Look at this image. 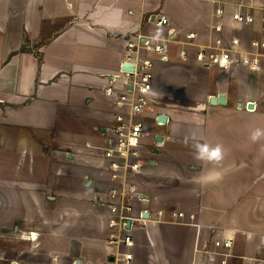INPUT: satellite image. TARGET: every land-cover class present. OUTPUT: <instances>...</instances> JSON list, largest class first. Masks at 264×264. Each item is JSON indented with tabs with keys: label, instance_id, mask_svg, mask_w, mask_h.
Instances as JSON below:
<instances>
[{
	"label": "crops",
	"instance_id": "1",
	"mask_svg": "<svg viewBox=\"0 0 264 264\" xmlns=\"http://www.w3.org/2000/svg\"><path fill=\"white\" fill-rule=\"evenodd\" d=\"M236 1L250 6L251 24L232 20L230 4L217 16V0H0V264H221L214 243L229 236L226 264H264V135L251 139L264 133V60L257 71L196 59L219 38L228 46L240 38L246 52L264 41V0ZM162 15L168 23L159 26ZM137 36L163 40L168 59L139 44L154 73L150 103L136 116L149 160L136 217H149L134 224L135 246L122 249L132 260L115 262L108 212L94 198L119 110L106 90L123 87ZM222 92L226 103L212 105ZM218 146L222 158L209 159ZM51 163L72 169L52 177Z\"/></svg>",
	"mask_w": 264,
	"mask_h": 264
},
{
	"label": "built area",
	"instance_id": "2",
	"mask_svg": "<svg viewBox=\"0 0 264 264\" xmlns=\"http://www.w3.org/2000/svg\"><path fill=\"white\" fill-rule=\"evenodd\" d=\"M219 7L217 16L224 18L226 15V5H234L236 10L232 13V20L239 24L248 25L254 21L253 15L249 13L250 6L241 1L236 0H217ZM168 23V18L164 15L157 20V25L162 26ZM223 24L217 26V31H222ZM172 39L178 34L174 30H170ZM178 37V36H177ZM196 33L189 32L185 34V39L189 46H195ZM135 40H128V54L122 64V71L125 74L123 78V91L110 86L107 88V95L114 98L117 105L118 113L115 116V122L108 128L107 144L104 147L103 155L106 170L110 173L111 182L118 184L108 191H102L99 196L102 200H95V204L107 209L108 227L111 233L108 243L114 246L116 251L113 254L115 262L123 260L129 262L133 258L130 251H123V247L128 249L134 247V238L130 234L131 228L138 220H144L143 212L136 217L134 210V201L142 199L139 190L131 185H127L128 181L138 176L147 162L143 159L140 146L146 134L145 122L139 120L136 116L140 115L150 103V95L153 88V60L150 58H138V47L145 45L146 49L156 52L160 55V59L165 61L168 59L167 46L163 40L159 42H142L141 37ZM176 39V38H175ZM177 40V39H176ZM179 42L180 39H179ZM140 44V45H139ZM219 38L217 42L202 46L197 52V61L205 67H219L228 69L233 65L244 64L252 70L260 71L264 60V53L259 51L260 47H264V41L252 42V50L246 52L243 50L240 38H233L230 46ZM185 51L181 52V56H186ZM126 66L133 67V70H126ZM161 124V123H160ZM98 198L96 194L95 199ZM175 217H183V212H176ZM129 224V226H128ZM34 235V233H31ZM229 242H225L228 246ZM220 245V243L218 244ZM45 264H60L54 260ZM75 264V263H74Z\"/></svg>",
	"mask_w": 264,
	"mask_h": 264
},
{
	"label": "rangeland",
	"instance_id": "3",
	"mask_svg": "<svg viewBox=\"0 0 264 264\" xmlns=\"http://www.w3.org/2000/svg\"><path fill=\"white\" fill-rule=\"evenodd\" d=\"M17 3V2H16ZM18 5H19V2L17 3ZM1 14H4V13H6V8L5 7H3L1 10ZM116 88V87H115ZM117 89V88H116ZM120 90V89H119ZM120 91H123V87L121 88V90ZM140 150H141V147H140ZM142 151V150H141ZM143 159L145 160V162H147V164L145 165V167L143 168V170H142V172L138 175V176H136L134 179H131L130 181H128V184L127 185H131L132 187H135V188H137L138 189V184H139V179H138V177L141 175V174H143V173H146V171H147V166L149 165V160L148 159H146L145 157H143ZM55 164H53V163H51V164H49V168H48V171L50 170L51 171V176L53 177V175H54V172L56 171L57 172V170H58V172L60 171V173H61V171H65V170H70V169H72V167H59L58 166V168L57 167H55L54 166ZM51 166V167H50ZM53 169H54V172H52L53 171ZM74 169H78V168H74ZM106 171V173L107 174H105L104 172L102 173V175L101 176H103V178H102V186H103V188H102V190H97V193L96 194H98V198L97 199H95L94 198V202H95V200H97V201H101L102 200V197L101 196H99V194L100 193H102V191H108L109 189H111V188H113V187H117L118 186V184L116 183V182H114V181H112L111 182V180H110V173L107 171V170H105ZM100 177V176H99ZM108 177V178H107ZM105 179V180H104ZM101 180V179H100ZM139 190V189H138ZM175 190V188H173V190L172 191H174ZM180 199V198H179ZM133 205H134V210H135V213H137L136 212V207H137V201H134L133 202ZM143 212V211H142ZM139 213H141V211L139 212ZM138 213V214H139ZM176 213V212H175ZM184 213V212H183ZM137 214V215H138ZM185 216V215H184ZM184 216L183 217H180V218H184ZM177 218H179V217H177ZM179 218V219H180ZM193 218H194V216H193ZM178 219V221L177 222H179V223H182L183 222V220H179ZM139 223V222H138ZM137 224V223H136ZM137 225H135L134 227H136ZM134 227H132L131 228V232H130V234L133 236V238H134V246H135V237H134V232L135 231H133L134 230ZM34 233V232H33ZM223 234V233H222ZM222 236V235H221ZM218 237V236H217ZM229 242L228 244V246H225L224 244H225V242ZM234 239H233V237H228V238H225V239H222V237L220 238V239H217V241L214 243L215 244V247H217V254H218V258H220V262H221V264H226L227 263V260H226V256L227 255H229V254H224L225 252H224V248H226L227 250H230V249H232L233 248V245H234ZM220 243V245H218ZM223 250V251H222ZM0 252H1V250H0ZM228 252V251H227ZM226 252V253H227ZM230 253V252H229Z\"/></svg>",
	"mask_w": 264,
	"mask_h": 264
},
{
	"label": "water",
	"instance_id": "4",
	"mask_svg": "<svg viewBox=\"0 0 264 264\" xmlns=\"http://www.w3.org/2000/svg\"><path fill=\"white\" fill-rule=\"evenodd\" d=\"M125 69H126V70H133V67H131V66H126ZM225 95H226V94L222 92V93H220V94H218V95H214V96H212V97L210 98V103H211L212 105L225 104V103H226V96H225ZM240 106H241V104H240ZM247 107H248L249 109H254V108H255V104H254L253 102H250V103L247 105ZM158 121H159V122H162V123H165V122L167 121V116L161 114V115L158 117ZM158 139L161 140L162 138L159 137ZM143 217H144V218H148V217H149V213L146 212V211L143 212ZM128 226H129V224H128ZM80 263H81L80 260H77L76 264H80Z\"/></svg>",
	"mask_w": 264,
	"mask_h": 264
},
{
	"label": "clouds",
	"instance_id": "5",
	"mask_svg": "<svg viewBox=\"0 0 264 264\" xmlns=\"http://www.w3.org/2000/svg\"><path fill=\"white\" fill-rule=\"evenodd\" d=\"M262 135H264V133H261L259 130H257V132L253 133V135L251 136V139L253 141H256ZM204 151H206V145H201V146L198 147V150H197V158L198 159H203L204 158ZM208 158L209 159H216V160H219V159L222 158L221 149L219 148V146L212 150V152L209 154Z\"/></svg>",
	"mask_w": 264,
	"mask_h": 264
}]
</instances>
